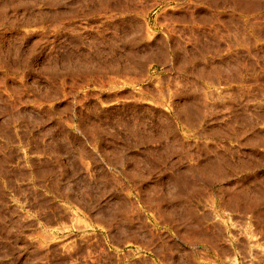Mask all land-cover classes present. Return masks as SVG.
I'll return each instance as SVG.
<instances>
[{
	"label": "rangeland",
	"instance_id": "rangeland-1",
	"mask_svg": "<svg viewBox=\"0 0 264 264\" xmlns=\"http://www.w3.org/2000/svg\"><path fill=\"white\" fill-rule=\"evenodd\" d=\"M233 1L0 0V264H264V0Z\"/></svg>",
	"mask_w": 264,
	"mask_h": 264
},
{
	"label": "bare ground",
	"instance_id": "bare-ground-1",
	"mask_svg": "<svg viewBox=\"0 0 264 264\" xmlns=\"http://www.w3.org/2000/svg\"><path fill=\"white\" fill-rule=\"evenodd\" d=\"M232 1H233V0H232ZM233 2H234V1H233ZM247 2H248V1H247ZM228 5H229V4H228ZM136 6H137V5H136ZM231 6H232V5H231ZM218 8H219V7H218ZM256 10H258V8H257ZM256 10H255V11H256ZM252 12H253V11H252ZM255 20H256V19H255ZM255 20H254V21H255ZM194 36H195V35H194ZM221 39H222V38H221ZM196 40H197V39H196ZM185 64H187V63H185ZM237 67H238V66H237ZM212 68H213V67H212ZM199 72H200V71H199Z\"/></svg>",
	"mask_w": 264,
	"mask_h": 264
}]
</instances>
